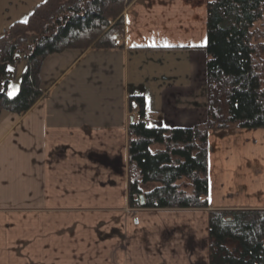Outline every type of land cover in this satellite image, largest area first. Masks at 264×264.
I'll list each match as a JSON object with an SVG mask.
<instances>
[{"label":"crops","instance_id":"1","mask_svg":"<svg viewBox=\"0 0 264 264\" xmlns=\"http://www.w3.org/2000/svg\"><path fill=\"white\" fill-rule=\"evenodd\" d=\"M44 1L0 0V37ZM207 1L133 0L115 47L45 57L46 95L0 115V264H209L208 210L264 209V128L209 132V209L128 204L130 97L207 119Z\"/></svg>","mask_w":264,"mask_h":264},{"label":"trees","instance_id":"2","mask_svg":"<svg viewBox=\"0 0 264 264\" xmlns=\"http://www.w3.org/2000/svg\"><path fill=\"white\" fill-rule=\"evenodd\" d=\"M133 0H45L0 37V115L23 114L45 96L41 65L66 49L113 48ZM264 0H208L207 119L191 127L128 125V204L209 209L210 131L264 128ZM17 91L7 93L21 62ZM12 69V70H11ZM145 113V98L131 96ZM153 186V188H149ZM149 188V189H148ZM209 264H264V209L208 210Z\"/></svg>","mask_w":264,"mask_h":264},{"label":"rangeland","instance_id":"3","mask_svg":"<svg viewBox=\"0 0 264 264\" xmlns=\"http://www.w3.org/2000/svg\"><path fill=\"white\" fill-rule=\"evenodd\" d=\"M255 27L258 28L259 30H263L264 31V15H263V17L259 21H257L255 23ZM261 40H262V42H264V35H263V38ZM23 67H24V62L22 61L20 63V65H18L15 68L16 69V72H15V69H13V70L11 69L12 70V73L14 74V72H15L16 74L13 76V79L10 82L9 86H7V88L9 87L8 88L9 89L8 94L13 91V88H15V92L17 91V87H18V83H19V79H20V73H21V71H22L21 69H23ZM45 95H46V93H45ZM133 108H134L133 112L131 111L132 112V115H133L134 111L138 110V106L137 105L136 106L134 105ZM132 115H131V117H132ZM151 187L153 188V186H149V188H151Z\"/></svg>","mask_w":264,"mask_h":264},{"label":"built area","instance_id":"4","mask_svg":"<svg viewBox=\"0 0 264 264\" xmlns=\"http://www.w3.org/2000/svg\"><path fill=\"white\" fill-rule=\"evenodd\" d=\"M0 61H1V57H0ZM134 104H135V103H134ZM131 119H132L133 121H143V122L146 123L147 120H148V116H147L146 113H144V114L141 115V114L138 112V110H136V111H134V113H133Z\"/></svg>","mask_w":264,"mask_h":264},{"label":"snow or ice","instance_id":"5","mask_svg":"<svg viewBox=\"0 0 264 264\" xmlns=\"http://www.w3.org/2000/svg\"><path fill=\"white\" fill-rule=\"evenodd\" d=\"M24 23H27V20L23 21ZM15 94V88H13V91L9 93V95H14ZM152 125H149L151 127Z\"/></svg>","mask_w":264,"mask_h":264},{"label":"water","instance_id":"6","mask_svg":"<svg viewBox=\"0 0 264 264\" xmlns=\"http://www.w3.org/2000/svg\"><path fill=\"white\" fill-rule=\"evenodd\" d=\"M132 120V119H131Z\"/></svg>","mask_w":264,"mask_h":264}]
</instances>
